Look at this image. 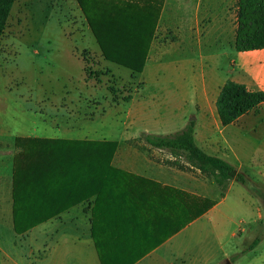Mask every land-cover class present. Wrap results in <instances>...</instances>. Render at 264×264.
<instances>
[{"label":"rangeland","instance_id":"1","mask_svg":"<svg viewBox=\"0 0 264 264\" xmlns=\"http://www.w3.org/2000/svg\"><path fill=\"white\" fill-rule=\"evenodd\" d=\"M237 2L163 0L159 18L162 9L164 16L158 21V33L146 71L140 74L103 58L77 0H16L0 42V135L47 136L62 132V136L74 141L105 142L95 140L103 137L96 132L98 129L109 131L111 125L118 132L127 129L126 116L135 108V97L152 98L154 104L163 101L164 94L151 93L145 87L163 86L168 92L165 97L176 104L180 101L176 88H188L194 71L200 87L203 75L210 74L213 67H218L219 79L199 88L197 109L192 114L216 117L212 112L214 97L225 80L244 83L252 90L262 88L250 68L242 66L243 54L234 49ZM180 91L183 92V88ZM128 97L131 100L126 102ZM259 111V115L253 112L249 116L252 118L248 129L252 132L242 134L243 137H230L221 152L244 176L246 184L234 180L228 191L222 193L213 180L208 179L197 190L200 195L190 196L180 190L194 200L205 199L215 204L227 195L223 207L233 213V219L220 223L219 229L221 233L222 228L240 232L234 239H223L221 234L225 251L232 253L230 264L237 261L264 264V105ZM262 124L255 134V127ZM137 130L161 133V128L156 126L141 125ZM178 130L176 125L169 129L174 133L180 132ZM72 213L80 214L78 210ZM64 223L66 225L58 222L50 225L49 232L54 228L58 230L54 236L49 233L48 238L42 236L32 241L29 236L21 238L14 256L19 258L23 253L29 257L30 264H40L54 242L53 249L46 255L49 261L45 259L43 264H76L83 247L87 248L84 240V246L74 243L76 237L84 233L85 222L80 216L76 224ZM40 230L44 231L45 226ZM256 237L262 242L244 254ZM5 241L11 243L9 231L5 232ZM11 246L15 249L13 244ZM211 255L213 262L218 260ZM193 256L205 257L199 253ZM0 259V264H9L2 255Z\"/></svg>","mask_w":264,"mask_h":264},{"label":"trees","instance_id":"2","mask_svg":"<svg viewBox=\"0 0 264 264\" xmlns=\"http://www.w3.org/2000/svg\"><path fill=\"white\" fill-rule=\"evenodd\" d=\"M16 0H0V42ZM106 61L142 73L159 21L163 0H77ZM235 50L241 53L264 49V0H238ZM131 97L126 99V102ZM264 103V91L227 80L216 101L224 127L257 111ZM194 122L175 135L149 137L153 146L174 154L182 153L201 175L227 192L234 180L246 179L228 161L199 148ZM21 152L14 178L13 226L17 235L32 229L76 205L96 197L91 215V238L100 264H136L188 224L209 211L215 203L190 198L172 188L161 189V220L145 217L147 207L128 197V174L112 166L117 144L93 141H48L18 139ZM35 162H31V159ZM36 167V168H35ZM49 167H67L62 174ZM61 173V172H58ZM71 187L64 203H50L47 188ZM77 188L82 193L77 195ZM61 201V200H60ZM155 205L148 207L153 211ZM156 208V207H155ZM148 227L153 229H148ZM159 233V235H157ZM262 239L256 237L247 253ZM234 258L233 260H235Z\"/></svg>","mask_w":264,"mask_h":264},{"label":"crops","instance_id":"3","mask_svg":"<svg viewBox=\"0 0 264 264\" xmlns=\"http://www.w3.org/2000/svg\"><path fill=\"white\" fill-rule=\"evenodd\" d=\"M163 16L164 10L162 9L159 21H162ZM158 26L159 23L157 24L155 36L148 51L146 65L153 50V45L158 33ZM96 44L103 56L102 50L97 41ZM238 53L243 54L242 66L249 67L254 80L262 85V88L253 91H264V49L247 53ZM146 65L144 71L140 74H144L146 71ZM217 72L219 73L218 67H213V71L210 74H207V76L203 75V82H201V86L199 87L197 72L194 71L192 73L193 76L192 74L190 75V86H188V88H176V94H179L180 96V101L176 104L171 103L169 99L165 97L168 92L163 86L158 85L156 87H145V89L149 90L151 93L157 92L159 95L164 94L165 96H163V101L161 103L154 104L152 98H141L139 96L135 97L133 100L135 108L126 116L127 125L129 126L126 127L127 129L118 132V130L113 128V125H111L109 131L105 129H98V132H96L97 134H101L103 137L98 139L95 138V140L117 143V150L112 159V166L115 169L128 174L127 178L129 182L127 183L128 185H126V188L129 189L127 190L128 197L133 201L146 206L147 210L145 217L150 221L155 220L157 225L161 220L162 188L182 190L189 193L190 196L200 195L197 190L200 185L205 184V181H207L208 178L202 176L199 170L192 167L188 163L184 154H174L169 150L157 148L150 144L147 139L149 137L175 135V133L177 134L178 132L174 133L169 131L170 127L176 125L179 127L178 131H182L190 122H194V138L197 146L209 155L217 156L228 161L221 153L224 143H228L230 137L233 139V137H236L237 135H241V137H243L242 134L249 135V133L252 132V130L248 129L249 120L252 118L249 116L253 112L259 115V110H261V107L264 105L263 103L257 111H253L249 113V115L247 114L248 116L244 115L236 123L224 127L217 113L216 101L222 87L227 81L225 80L219 86L214 97L213 104L215 108L212 112L213 114H216V117L194 116L192 111H196L197 109V94L199 88L203 89L206 87V84H214L216 80L219 79V76L216 75L218 74ZM182 88L184 90L183 92L180 91ZM248 89L250 88L248 87ZM263 124L261 126L257 125L253 132L256 134L258 127L262 128ZM141 125L159 127L161 128V133L149 131L140 132L137 129ZM57 133L59 135H0V255H2L4 261L6 259L9 264H30L29 257L25 256L26 254L22 253L23 256H20L19 258L14 256V253L18 252V242H21L22 239H25L27 236H29V241L37 240L42 236L48 238L49 233H52L51 236H54L58 230L54 228L51 232H49L48 228H50V225H53L54 222L66 225L64 221H70L72 224H76V222L79 221L80 216H82L85 222L86 230L83 229L84 233L82 235H78L74 243L75 245L84 246V240V243H87V248L83 247L84 251L81 253L82 255H80L76 264H100L93 240L91 238L90 222L92 208L94 206V202L96 201V197L76 205L75 207L60 214L58 217L52 218L44 224L32 229L25 235L19 236L14 231V178L17 166H19V162H17L16 157L21 152V146L17 147L16 142L18 139L26 141L39 139H45L48 141L75 140L74 138L62 136V132ZM48 169H50L52 173L56 170V174H62V172L66 171L67 167H49ZM71 191L74 192V189L66 187L64 184L61 186L57 185L56 187L52 184L49 188H47L46 199L50 203H64L68 197H70L69 192ZM81 193L79 192V188H77V195L79 196ZM226 201L227 195L216 200V204L209 211L188 224L185 228L170 237L163 244H160L151 250L136 264H221L223 261H228L227 264H230L229 258L232 253L225 251V245L221 239V234L224 235L223 239L229 237L234 239L240 232H229L228 229L224 231L222 228L221 233V229H219L220 223L227 221L230 222L233 219V213L227 211L223 207ZM150 205H155V210L149 211L148 207ZM75 210H78L80 214H73L72 212ZM43 225L45 226L44 231L40 230V227ZM149 228L150 227H148V229ZM7 231L10 232V244H7L5 241V232ZM242 231L245 232L243 229ZM157 235H159V233ZM194 240L197 241H195V246L193 247ZM12 244L15 249L12 248ZM54 244V242L51 244L52 247L50 246L49 251L45 254L44 258H42L40 264L45 262L47 257L46 255L51 252ZM56 244H58L57 241ZM31 253H34L33 249ZM193 253H199L201 255H205V257L197 259L193 256ZM211 254L218 258V260L213 262L214 259ZM206 255L208 257H206ZM46 261L48 262L49 258H47ZM235 264H239V261L235 262Z\"/></svg>","mask_w":264,"mask_h":264},{"label":"water","instance_id":"4","mask_svg":"<svg viewBox=\"0 0 264 264\" xmlns=\"http://www.w3.org/2000/svg\"><path fill=\"white\" fill-rule=\"evenodd\" d=\"M263 201H264V199H263Z\"/></svg>","mask_w":264,"mask_h":264}]
</instances>
